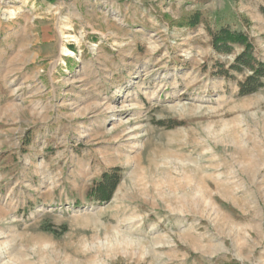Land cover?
<instances>
[{"label":"rangeland","instance_id":"1","mask_svg":"<svg viewBox=\"0 0 264 264\" xmlns=\"http://www.w3.org/2000/svg\"><path fill=\"white\" fill-rule=\"evenodd\" d=\"M262 9L0 0V264H264V86L211 74L241 50L215 54L204 24L264 60ZM112 168L111 199L90 200ZM122 236L135 247L107 249Z\"/></svg>","mask_w":264,"mask_h":264},{"label":"trees","instance_id":"2","mask_svg":"<svg viewBox=\"0 0 264 264\" xmlns=\"http://www.w3.org/2000/svg\"><path fill=\"white\" fill-rule=\"evenodd\" d=\"M264 16V9H262ZM205 22L202 13L193 12L184 19L183 26L195 28ZM205 24L210 45L215 54L231 55L234 47H239L240 52L234 55L232 62L226 67L223 63H214L211 74L226 80H233V74L242 75V79L237 81L240 97L252 95L264 86V60L259 59L254 53L253 41L247 32L234 31L229 27L212 28ZM166 128H176L183 125L182 122L168 121L160 122ZM120 181V170L112 168L92 182L87 189V197L98 203L108 202ZM47 232L56 234L54 230L45 229Z\"/></svg>","mask_w":264,"mask_h":264},{"label":"bare ground","instance_id":"3","mask_svg":"<svg viewBox=\"0 0 264 264\" xmlns=\"http://www.w3.org/2000/svg\"><path fill=\"white\" fill-rule=\"evenodd\" d=\"M117 236V235H116ZM106 244V243H105ZM133 247H135V244H133V242L131 240H128L127 238H125L124 236L120 237L117 240H111L110 242H108L107 245V249L111 250V251H115V250H119V248H124V249H133ZM120 251V250H119ZM123 251V250H122ZM38 259H35L34 261H30V260H22L20 262V264H36V262L38 264H42V259L40 254L37 255ZM24 261V262H23Z\"/></svg>","mask_w":264,"mask_h":264}]
</instances>
